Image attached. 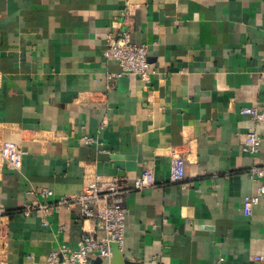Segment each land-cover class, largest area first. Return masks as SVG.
Returning a JSON list of instances; mask_svg holds the SVG:
<instances>
[{
  "label": "crops",
  "instance_id": "crops-1",
  "mask_svg": "<svg viewBox=\"0 0 264 264\" xmlns=\"http://www.w3.org/2000/svg\"><path fill=\"white\" fill-rule=\"evenodd\" d=\"M120 31L148 44L149 83L108 78L119 66L106 36ZM242 107L264 110V0H0V145L24 152L18 170L0 162V264H49L99 231L77 206L47 225L22 209L115 176L125 235L99 264H258L264 196L250 212L244 197L259 185L247 171L264 164V121ZM249 131L255 155L241 147ZM179 155L184 179L168 182ZM146 167L156 185L132 189Z\"/></svg>",
  "mask_w": 264,
  "mask_h": 264
},
{
  "label": "built area",
  "instance_id": "built-area-1",
  "mask_svg": "<svg viewBox=\"0 0 264 264\" xmlns=\"http://www.w3.org/2000/svg\"><path fill=\"white\" fill-rule=\"evenodd\" d=\"M148 48L146 43L135 42L128 31L109 33L106 36L103 56L114 60L119 70L110 73L108 78L135 75L145 83H149L156 70L149 64ZM240 113L250 116L255 121H264V110L259 108L242 107ZM81 140L86 144L94 142V138L86 134L81 136ZM260 145L261 137L256 131H249L242 137V149L252 155L259 151ZM23 154L24 152L14 143L4 142L0 145V162L3 166L20 169L23 164ZM184 174L185 159L179 155L174 158L170 167L168 182H180L184 179ZM247 175L251 180L259 181L255 192L244 197V209L250 212L251 207L259 202L261 196H264V164L251 166ZM156 183L154 171L146 167L133 179L132 189L142 190ZM127 191L119 177L97 178L78 193L58 196L49 203L26 204L22 213L29 216L33 212L42 211L46 215L43 224L47 225V217L52 211L61 206H77L82 221L96 220L99 231L95 229L83 231L75 248L61 245L48 254L47 262L49 264H93L96 258L103 259L111 256L113 243L118 244L119 247L123 244L127 217L125 206ZM41 193L49 196L52 191L45 187L41 189ZM255 259L258 264H264L261 256Z\"/></svg>",
  "mask_w": 264,
  "mask_h": 264
},
{
  "label": "water",
  "instance_id": "water-1",
  "mask_svg": "<svg viewBox=\"0 0 264 264\" xmlns=\"http://www.w3.org/2000/svg\"><path fill=\"white\" fill-rule=\"evenodd\" d=\"M99 261H100V259H99V258H96L95 260H93V264H99ZM123 264H139V263H137V262H132V261H129V260H125V261L123 262Z\"/></svg>",
  "mask_w": 264,
  "mask_h": 264
}]
</instances>
